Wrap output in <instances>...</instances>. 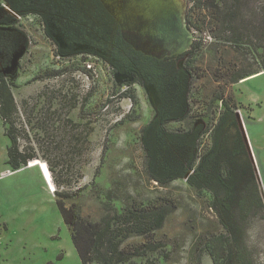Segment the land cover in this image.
Listing matches in <instances>:
<instances>
[{
  "label": "rangeland",
  "instance_id": "1",
  "mask_svg": "<svg viewBox=\"0 0 264 264\" xmlns=\"http://www.w3.org/2000/svg\"><path fill=\"white\" fill-rule=\"evenodd\" d=\"M185 2L103 0L133 49L190 68L181 108L162 124L152 84L133 83L83 50L62 53L58 32L49 31L57 46L34 17L15 24L0 0L1 31L13 24L20 42L4 70L15 83L18 150L35 154L27 166L41 161L17 171L7 165L10 142L0 119V264H82L57 207L58 193L68 194L66 207L90 221H100L107 210L120 223L130 217L129 224L116 225L124 229L123 244L158 245L132 257L134 264H213L211 254L224 264L228 249V264H264V38L253 39L255 50L246 45L241 51L246 67L258 74L226 87V96L239 105L236 120L246 151L225 166L234 173L233 190L223 191L211 160L203 171L216 177L190 182L189 163L197 167L212 147L213 115L217 119L221 109L214 91L223 85L213 74L223 66L214 39L185 28ZM248 11L264 13V0ZM190 42L197 48L180 55ZM219 132L220 146H232L235 128L227 124ZM242 195L251 202L245 211L238 207Z\"/></svg>",
  "mask_w": 264,
  "mask_h": 264
},
{
  "label": "trees",
  "instance_id": "2",
  "mask_svg": "<svg viewBox=\"0 0 264 264\" xmlns=\"http://www.w3.org/2000/svg\"><path fill=\"white\" fill-rule=\"evenodd\" d=\"M186 1V26L199 34H207L214 39L216 61L223 66L213 74L217 83L223 85L214 91L216 100L221 104V109L217 113V119H215V114L213 115L215 124L212 147L208 151V157L202 158L197 167H194L193 163H189L187 168H193L190 182L196 180L198 184L202 185L208 181L209 177L217 176L216 179L218 184L223 187V191L230 193L233 190L234 173L230 168L228 174L225 166L231 165L232 162L235 164L239 156L246 155V151L236 120L235 112L239 105L236 104L232 95L226 96V87L256 75L246 67L247 61L241 51L248 48L246 45L255 50L253 39L259 38L260 35L264 38V13L252 12L249 15L246 13L262 0ZM5 2L18 15V19L9 16L15 24H19V20L22 18L32 16L41 23L44 34L57 46L58 41L49 33L52 26L58 30L65 45L70 49L84 47L87 56L97 58L119 74L132 77L133 83L146 80L152 84L161 99L158 118L162 124L174 118L173 116L181 108L182 95L185 94L184 88L189 84L186 83L190 72L188 65H180L176 58L160 61L133 49L123 38L118 24L99 0H5ZM2 23L1 21L0 24ZM7 26L10 27L4 31H1L0 27V119L4 134L10 142V147L7 149V165L13 171H17L22 167L28 168L39 164L41 161L37 159L30 161L27 166L29 160L36 158L35 154L18 150L15 136L17 129L15 119L18 117V108L12 93L15 83L9 80L3 70L10 67L12 56L20 42L16 30L13 28L14 25L7 24ZM225 32L231 34L228 39L222 37ZM196 48L192 44L190 49L180 55L190 54ZM59 50L62 53L67 51L60 48ZM59 55L62 56L61 53ZM261 65L264 68V60ZM53 76H57V74ZM122 97L125 95L122 94ZM182 111L184 112V109ZM171 112L173 113L171 114ZM227 124L233 126L237 133V137L230 147L224 141L220 146L219 140V131ZM57 127L55 126V128ZM44 128L42 127V129ZM209 160L215 166L217 165L216 176L203 171L204 167L205 170L209 169L206 165ZM220 167L221 174L218 172ZM53 168L51 166L50 170L53 171ZM227 181L232 182L231 186ZM49 186L51 191L57 192L51 180ZM243 195L239 197L238 201L240 211H245L251 203L249 196ZM57 196L60 197L56 200L57 207L82 264H134L130 260L132 257H142L147 249H155L158 246L148 241L124 245L121 235L124 229L123 227L117 228L116 225L118 223L119 225L129 224L130 217L120 223L117 213L111 214L107 210L100 221L93 222L82 217L74 206L66 207L62 199H67L68 194L58 193ZM224 200L227 201V199ZM133 210L138 214L148 212L139 207H133ZM248 214L244 215V221L249 216ZM163 220L164 216L157 219L156 230L161 228ZM141 236L143 235L141 234ZM211 258L213 264H218V259L214 254H211ZM223 260L224 264H228L231 260L229 249Z\"/></svg>",
  "mask_w": 264,
  "mask_h": 264
},
{
  "label": "flooded vegetation",
  "instance_id": "3",
  "mask_svg": "<svg viewBox=\"0 0 264 264\" xmlns=\"http://www.w3.org/2000/svg\"><path fill=\"white\" fill-rule=\"evenodd\" d=\"M7 4V3H6ZM10 12L11 13H8L11 17H13V18H15V19H18V15L15 13V12H13L12 10H10ZM15 14V15H14ZM51 31H53V32H58V30L54 27V26H52V29H51ZM59 33V32H58ZM60 34V33H59ZM53 37H54V35L53 34H51ZM61 35V34H60ZM62 37V36H61ZM63 39V38H62ZM63 43H64V41H63ZM64 45H65V43H64ZM65 48H66V50H75V51H79V50H83L82 52H84L85 53V51H86V48H84V47H76V48H72V49H70L68 46H66L65 45ZM64 50V49H63ZM3 72H4V70H3ZM7 75V74H6Z\"/></svg>",
  "mask_w": 264,
  "mask_h": 264
},
{
  "label": "water",
  "instance_id": "4",
  "mask_svg": "<svg viewBox=\"0 0 264 264\" xmlns=\"http://www.w3.org/2000/svg\"><path fill=\"white\" fill-rule=\"evenodd\" d=\"M100 2L102 3V5H103V0H100ZM171 6V5H170ZM103 7H104V5H103ZM172 7V6H171ZM105 8V7H104ZM174 8V7H173ZM181 8H182V6H181ZM186 8H187V3L185 2V12H184V26H185V28H186V23H185V15H186ZM109 14H110V16L115 20V22L118 24V26H119V28H120V31H121V34H122V27H121V25H120V23H119V21L112 15V13H110L108 10H106ZM122 36H123V34H122ZM124 38V37H123ZM191 45V42H190V44H189V46ZM181 46H178V48H180ZM187 47H188V45H187ZM185 48H186V45H185ZM188 49L186 48V50L185 51H187ZM185 51H183V52H178V53H184ZM264 72V71H263Z\"/></svg>",
  "mask_w": 264,
  "mask_h": 264
},
{
  "label": "built area",
  "instance_id": "5",
  "mask_svg": "<svg viewBox=\"0 0 264 264\" xmlns=\"http://www.w3.org/2000/svg\"><path fill=\"white\" fill-rule=\"evenodd\" d=\"M52 193H54V191H52Z\"/></svg>",
  "mask_w": 264,
  "mask_h": 264
},
{
  "label": "bare ground",
  "instance_id": "6",
  "mask_svg": "<svg viewBox=\"0 0 264 264\" xmlns=\"http://www.w3.org/2000/svg\"><path fill=\"white\" fill-rule=\"evenodd\" d=\"M257 75V74H256Z\"/></svg>",
  "mask_w": 264,
  "mask_h": 264
}]
</instances>
